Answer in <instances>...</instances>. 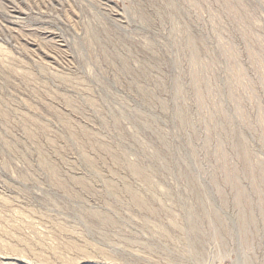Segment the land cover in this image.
Wrapping results in <instances>:
<instances>
[{
    "label": "rangeland",
    "instance_id": "1",
    "mask_svg": "<svg viewBox=\"0 0 264 264\" xmlns=\"http://www.w3.org/2000/svg\"><path fill=\"white\" fill-rule=\"evenodd\" d=\"M0 264H264V0H0Z\"/></svg>",
    "mask_w": 264,
    "mask_h": 264
}]
</instances>
